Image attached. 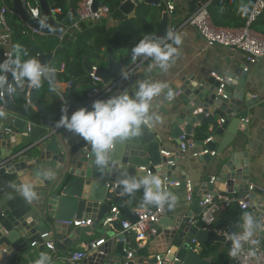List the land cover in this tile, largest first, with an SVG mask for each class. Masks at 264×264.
<instances>
[{
	"label": "water",
	"instance_id": "1",
	"mask_svg": "<svg viewBox=\"0 0 264 264\" xmlns=\"http://www.w3.org/2000/svg\"><path fill=\"white\" fill-rule=\"evenodd\" d=\"M39 2L41 16L46 18L43 27L40 22L29 19L21 0L12 1L11 12L37 32L61 37L66 26L53 17L48 0ZM201 4L203 3L187 0V5L193 6L189 14ZM96 6L97 1L94 0L93 10ZM145 6H158L162 9L154 36L163 37L169 31V15L164 11L165 0H123L118 11L127 19H132ZM71 14L76 18L75 11H71ZM5 52L10 53V48H6ZM34 52L42 65L50 64L52 54H42L36 49ZM105 56L99 55L90 62H83V69L88 77L95 67L97 83L84 85L73 80L67 87L53 83L50 86H55L58 89L56 92L43 83L40 88L30 86L27 101L33 109L16 105L6 91H1L6 116L0 118V264H20L18 255L27 260V253L32 246L44 248L45 243L50 241H53L56 249L63 250L71 236L90 233L93 229L105 235L107 242L91 253L86 264H156V257L170 264H213V256L198 255L190 249L191 241L210 247L219 244L227 249L229 245L225 242V236L189 228L187 219L199 214V202L203 195L228 197L237 192L240 197L245 195L248 183L242 179L243 186L239 187L241 172L232 173L236 168V149L232 146L227 156L220 154L211 157L208 153L198 157L207 167L205 171L199 172L203 182L199 186L191 188L189 177H185L183 171H180V177H176L174 172L179 171L178 157L183 155L180 144H187V137L192 136L193 125L196 123L199 124L198 132L205 136H208L206 126L211 125V133L221 137L224 146L211 139L208 143L196 141L193 143L195 148L222 153L233 143H240L237 138L238 126H244L247 119V101L244 97L246 71L243 70V73L241 68L235 73H228L221 82L208 77L205 80L207 84L203 83L204 86L196 90L193 89V84L187 87L184 80L181 81L184 86H169L153 102L155 105L168 101L174 107L175 113L171 115L168 134L160 137L151 129L145 128L140 136L116 143L111 152L109 170L97 167L90 147L80 137L59 125L62 110L67 108L68 114H71L80 107L90 109L92 102L97 99H107L124 91L132 94L139 82L146 79L155 81L154 77L161 69L154 70L140 64L137 66L138 70L134 68V64L124 68V57L116 61L110 55ZM125 74L127 79H124ZM12 80L13 77L9 74L8 84ZM99 84L100 89L94 91ZM216 117L225 120L219 124ZM4 126H11L17 135L4 136ZM241 134L246 132L242 131ZM170 143L175 144L176 151L163 147ZM30 151H35L31 161L14 163L22 155L27 157ZM147 174L161 176L163 187L173 194L183 192L188 213L184 215L174 213V209H165L166 215L150 227L145 245L140 247L135 233L125 232L122 223L137 222L132 205H138V196L143 195V189L137 190L134 195L126 194L120 181L128 176ZM242 175L246 176L245 170ZM26 179L32 180L36 185L38 196L32 202L25 201L18 191L19 185ZM251 192L257 203V196H261L262 192L255 187H252ZM114 204L118 211L116 219L103 225L106 218L113 216ZM84 218H89L92 225H72L73 221ZM65 222L69 224H64ZM238 226L235 223L227 227L226 234H232ZM67 237L70 239L63 241ZM160 252L164 254L159 255Z\"/></svg>",
	"mask_w": 264,
	"mask_h": 264
},
{
	"label": "crops",
	"instance_id": "2",
	"mask_svg": "<svg viewBox=\"0 0 264 264\" xmlns=\"http://www.w3.org/2000/svg\"><path fill=\"white\" fill-rule=\"evenodd\" d=\"M12 1L13 0H0L1 6L5 5L7 8H9L10 12L8 13V15H13L11 12ZM190 2L192 3L209 2L207 10L210 20L213 25L220 28H229V29L243 28L246 25L247 18L251 10V7L249 6L247 0H190ZM191 8L193 9V6L189 7L187 5V0H179L177 4V13L181 17L186 16L189 14V10ZM143 10H151L156 13V19L154 21L155 24L152 33L154 35L155 30L161 18L162 9L158 6H151V7L145 6L143 7ZM13 16H15V20L18 24H20L24 28H27L26 26H24V23L21 22L16 15ZM73 18L74 20L71 25L64 24L66 26V29L65 32L62 34L63 37L61 38L54 36H46L39 32L38 34L35 35L30 34L28 36H24L30 39V41L32 42L33 51L34 49H36L42 54L53 55L52 60L48 65V67H52L56 69L53 83L59 84L64 87H67L70 82L66 83L64 81V78L60 79V77L58 78L57 75L58 73H61L63 71L65 65L64 61L65 59H67V56L69 57L68 59H71L70 56L71 52H68L71 50L65 48L66 47L65 42L75 41L76 39L75 35L77 32H79L81 26V24H77L76 18L75 17ZM104 22L108 27H113L117 24V22L112 20L110 15L100 23H104ZM178 33H182L184 35V41L181 46L180 56L175 58L174 63H172L171 66L166 71L161 70L159 74L156 75V77H154V79L165 82L169 86L176 84L180 86H184L181 83V81L184 80L188 84L187 87L190 86L189 84H193V89L196 90L204 86L203 83H205V80L208 77L223 79L228 73H235L237 71H240L241 68L243 72L244 68L246 69L245 72L246 77L244 82V97L246 98L247 101L245 103L246 106L245 109L247 111V119L244 121V126H240V125L238 126L239 137L237 135V138H238V142L240 143L237 142L233 143L222 153L216 151L215 156H218L220 154L227 156L231 147L232 146L235 147L236 150L234 154L236 155V159H235L236 168H234L232 173L236 174L237 171L241 172V174L239 175L240 177L239 187L243 186V182H241V180L243 179V181L245 180V182H247L249 186L255 187L262 192L261 196H257L258 199L257 202L259 203V205H263L264 208V61L257 60L254 63L248 64L245 61L244 55L237 50L215 46V45L214 46L207 45L203 37L193 27L184 26L179 29ZM255 33L264 35L259 32H255ZM45 37H53L57 39V43L54 45V47L48 45L49 43L45 40ZM11 45H12V41H11ZM11 45L6 48H10L11 50ZM101 51L102 53L100 55L105 56L106 54L105 52H103V49ZM35 56L37 58L36 54ZM110 57L114 58L116 61H119L122 57H124L126 59L124 68L134 64L135 65L134 68L138 70L137 66L140 64L141 66L146 68H150L154 70L157 69V67L155 66L150 67V65L152 64L150 58L141 57V58H137L136 60L129 61L127 49L118 50L115 56H110ZM4 58H8V57H4ZM85 60L87 62H90L93 59L89 60V57L85 56L82 59V65ZM129 73L130 72H128V74ZM74 80H76L77 84H84V85L92 84V80L85 74V72L83 73V77ZM43 84L49 87L52 86V85L50 86L48 81H44ZM95 87L96 90H99L101 85L99 84ZM29 88H30L29 86L28 87L25 86L23 89L20 87L17 88V90L18 91L26 90V104L30 109H33V107L29 105L27 101ZM1 91L2 90H0V93ZM72 92H74V89H72ZM167 102L168 101L160 102L153 105V110H156L160 113L162 117V121L154 129H151V131L155 135H158L160 137H163L164 134L167 135L168 134L167 132L170 131L171 115L175 113L174 107L169 105V102L168 103ZM0 106H3L1 96H0ZM232 115L233 114H231V119L233 118ZM216 120L218 123L220 122V119L218 117H216ZM198 128H199L198 123L193 125L194 130L193 133L191 134L192 136L187 137L188 141H192L193 143H195L196 141H200L195 139L194 137L195 135H198V137L203 138L201 141L211 138L218 145L221 144L222 147L224 146L222 138L215 136L213 133H211V125L206 126L207 129L206 132L208 133V136L199 133L197 130ZM2 129H3L2 131H4L5 129L11 130V133L8 136L17 135L11 129V126H4ZM242 131H245L246 134L244 135L241 134ZM176 142H177L176 144H179V141ZM163 147L176 151L175 144L172 143L166 144ZM20 149H22V147ZM200 149L201 148L198 147L195 148V150L193 151L188 150L186 151L184 157H182L184 155L182 153L183 155L178 157L180 161L179 171L174 172V175L176 177H180L181 176L180 171H183L186 174L183 175H185V177H189L188 179L190 182L189 184H191L190 185L191 188L194 186H199L201 183H203L202 177L200 176L199 172L205 171L207 168L205 163L200 161L201 160L200 158L191 157V153L199 151ZM34 153L35 151H30L27 153L28 155L27 157L22 155L21 157L16 159L14 163L20 161L27 163L31 161V159H33L32 154ZM244 170L246 172V176H245L246 178L242 175V171ZM210 175L215 176V174H210ZM171 185H175V184H171ZM183 195L184 193L181 191L176 192L178 201L176 207L173 210L174 213H182L184 215L188 213V209L185 207L187 206V204L184 203L186 198ZM233 197H240V196L238 195V192L230 194L228 196V198H233ZM138 201H139L138 205L137 204L132 205L135 210L137 208L142 207V202H143L142 194L138 196ZM113 207L117 208L116 204H114ZM230 208H235L237 210L236 212H238V216H237L238 219L235 223H241L242 212L238 211L235 205H230ZM226 210L227 208L220 211L218 219L219 217L225 214ZM84 219H89V218H84ZM262 234L263 233H260V235ZM73 238H75V240H72ZM66 239H70V237L64 238L63 241H66ZM100 240H105V243L107 242V238L105 235L100 234L97 232L96 229H93L90 233L81 234L79 236H75V235L71 236V240H69L68 244H65L63 246V250H58L54 246L55 251H51L46 249L45 247L39 248V246L34 245L27 253L28 255L27 260L22 259L20 255L17 256V260L20 262V264H33L34 261L39 258V255L41 253H46L52 257L51 261L53 264H68L66 261L68 254L76 250H82L83 247L90 242H98ZM145 242L146 239L144 241H140V247H143L145 245ZM51 243H53V241H51ZM103 245H101L100 247H102ZM225 252H226V248H225ZM163 254H164L163 252H160L159 255H163ZM199 255H201V252ZM87 259L86 261L85 260L82 261L81 264H86Z\"/></svg>",
	"mask_w": 264,
	"mask_h": 264
},
{
	"label": "clouds",
	"instance_id": "3",
	"mask_svg": "<svg viewBox=\"0 0 264 264\" xmlns=\"http://www.w3.org/2000/svg\"><path fill=\"white\" fill-rule=\"evenodd\" d=\"M34 15L39 16V11L34 10ZM39 22L41 27L45 26L46 18ZM183 41L184 35L173 31H166L163 37L146 34L131 49L132 59L150 58V67L166 71L175 58L180 56ZM28 55V51L17 43L8 58L0 62V90L16 91V87L8 84V74L17 82V87L25 82L33 88H40L44 81H48L50 85L53 83L56 69L42 65L37 58L22 59ZM127 78L125 74L124 79ZM168 88L167 83L159 80H143L132 94L124 91L107 99L94 100L90 109L80 107L68 114V109L64 108L59 125L80 137L90 147L97 167L110 170L111 152L116 143L138 137L143 129H154L161 123L162 117L158 111L153 110V102ZM50 90L56 92L58 89L53 86ZM168 96H171L170 91ZM5 116L6 111L0 109V118ZM120 183L126 194L134 195L137 190L143 189L142 205L145 207L155 206L161 211H171L177 205V196L163 187V180L159 175L128 176ZM18 191L27 202L37 199L36 185L30 179L19 185ZM241 221L242 231L227 234V239L231 242L229 255L233 258L244 251L245 245L250 248L258 245L260 241L255 237L258 230L264 229V224L258 222L252 211H244ZM249 255H254V251L250 250ZM51 260L50 255L41 253L34 264H51Z\"/></svg>",
	"mask_w": 264,
	"mask_h": 264
},
{
	"label": "built area",
	"instance_id": "4",
	"mask_svg": "<svg viewBox=\"0 0 264 264\" xmlns=\"http://www.w3.org/2000/svg\"><path fill=\"white\" fill-rule=\"evenodd\" d=\"M24 8L27 10L29 19L39 22L43 17L41 16L40 2L39 0H21ZM97 6L93 10L94 0H80L77 3L75 13L77 24L81 23H92L98 24L106 19L110 15L109 8L103 3V0H96ZM179 0H165V12L169 15V31L178 32L180 28L184 26H189L195 28L199 34L203 37L207 45L210 46H220L224 48H230L237 50L242 53L245 57V61L250 64L257 60L264 61V35L257 34L253 31L252 25L262 16L264 12V0H252V6L247 18L246 25L241 29H229L220 28L212 24L207 7L209 2H204L201 4L193 13L186 16H179L177 13V4ZM123 1H121L122 3ZM34 10L39 11V16L34 15ZM10 12L9 8L5 5H0V47L6 48L11 45L12 41V29L7 23V15ZM59 10L51 9L52 15L58 13ZM25 28L21 33L22 36L35 35L38 32L31 27H28L27 22H24ZM63 37V35L61 36ZM60 37V38H61ZM9 53H4V57H8ZM95 67L92 68V73L89 75L93 83H97L98 79L94 76ZM244 71L246 69L244 68ZM9 75V74H8ZM220 82L221 78H216ZM9 85L17 88H24L25 86H31L25 82L22 86L17 87V82L13 79ZM69 85V84H68ZM94 91H97L94 88ZM221 92V90H219ZM218 92V93H219ZM7 94L12 97L13 92H7ZM1 96V93H0ZM0 109L4 110L3 106ZM224 122L223 119L220 120V124ZM11 130L5 129L3 131L4 136H8ZM185 138V137H182ZM211 138L203 141V143H208ZM187 141V144H180V151L185 155L188 150H195L192 141ZM211 157L215 156V152H208L206 149L201 148L199 151L191 153V157L197 158L202 155L208 154ZM166 156V155H165ZM177 185V184H176ZM189 188V184H188ZM252 186L248 187L247 192L243 197H223L221 195H205L201 198L200 212L195 217H190L187 219V225L189 228H193L196 231H208L215 233L217 235H224L225 242L228 243L229 247L226 249L225 255L229 259L230 264H264V229L258 230L257 236L255 238L259 239L260 243L256 246L245 245L244 251L236 258L229 255V248L231 247V242L227 239L226 228H215V223L218 220L220 211L230 207V205H235L240 212L252 211L258 222L264 224V208L263 205L254 202L253 194L251 192ZM258 201V200H257ZM137 216V222L131 224L129 222L122 223V229L125 232H134L136 235V241H144L146 235L153 224H156L163 216L166 215L165 210L161 211L158 207L148 208L142 205V207L135 210ZM113 216L106 218L103 222L104 224H109L116 219L118 211L116 208L112 209ZM64 224H69L65 222ZM238 229L233 233H239L242 231L241 223H238ZM72 225L74 227H88L92 225L90 219H82L79 221H73ZM232 233V234H233ZM260 233H263L260 235ZM105 243V240H100L98 242H90L83 247L82 250H76L68 254L66 261L68 264H81L82 261H86L87 257L95 252L101 245ZM52 247H49V245ZM45 248L51 251H55L54 243H45ZM190 249L196 254H200L202 250L201 243L194 240L191 241ZM254 251V255H249V251ZM156 264H166V260L161 261L160 257H156ZM34 264V263H33ZM51 264L52 261H51ZM170 264V263H168Z\"/></svg>",
	"mask_w": 264,
	"mask_h": 264
},
{
	"label": "trees",
	"instance_id": "5",
	"mask_svg": "<svg viewBox=\"0 0 264 264\" xmlns=\"http://www.w3.org/2000/svg\"><path fill=\"white\" fill-rule=\"evenodd\" d=\"M80 0H48L50 8L53 10H59L54 14V18L65 25H71L74 18L71 11H74L77 3ZM122 0H103L110 11V17L117 22L113 27H108L106 23L92 24L81 23L79 32L76 33V39L73 42H65L66 49L71 50V59L64 61V69L61 73H58V78H64L66 83L71 82L74 79L83 77L84 69L82 65V59L87 56L89 60L98 57L103 52L110 56H115L116 52L121 49L128 50V60L132 61L131 49L135 44L143 38L146 34L153 35L154 21L156 19V13L151 10H142L137 13V16L132 19H127L119 11L118 7ZM249 6H252V0H247ZM7 22L12 29V45L17 43L21 44L27 51L28 57H22V59L36 58L33 51L32 42L30 39L22 36V31L25 29L18 24L15 20V16L8 15ZM252 29L255 32L264 34V12L262 16L252 25ZM48 45L54 47L57 43V39L53 37H45ZM5 49L0 47V62L4 61ZM12 97L16 104L30 109L26 104V90L13 92ZM197 140L203 138L194 136ZM235 208H227L224 215L219 217L215 223V228H227L233 226L238 219V212ZM221 245L208 246L202 244L201 255L213 256V264H230L229 259L226 257L225 252L217 251Z\"/></svg>",
	"mask_w": 264,
	"mask_h": 264
},
{
	"label": "rangeland",
	"instance_id": "6",
	"mask_svg": "<svg viewBox=\"0 0 264 264\" xmlns=\"http://www.w3.org/2000/svg\"><path fill=\"white\" fill-rule=\"evenodd\" d=\"M217 251L225 252V248L223 246H220Z\"/></svg>",
	"mask_w": 264,
	"mask_h": 264
}]
</instances>
